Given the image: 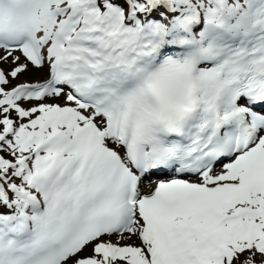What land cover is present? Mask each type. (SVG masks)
<instances>
[{"label":"snow or ice","instance_id":"6c2138e0","mask_svg":"<svg viewBox=\"0 0 264 264\" xmlns=\"http://www.w3.org/2000/svg\"><path fill=\"white\" fill-rule=\"evenodd\" d=\"M0 264H264V0H0Z\"/></svg>","mask_w":264,"mask_h":264},{"label":"bare ground","instance_id":"6f19581e","mask_svg":"<svg viewBox=\"0 0 264 264\" xmlns=\"http://www.w3.org/2000/svg\"><path fill=\"white\" fill-rule=\"evenodd\" d=\"M5 67H7V65H5ZM24 76H22L21 78H23ZM25 78H33V76H32V74H28V75H26V77Z\"/></svg>","mask_w":264,"mask_h":264},{"label":"rangeland","instance_id":"374dc122","mask_svg":"<svg viewBox=\"0 0 264 264\" xmlns=\"http://www.w3.org/2000/svg\"><path fill=\"white\" fill-rule=\"evenodd\" d=\"M26 76H24L23 78H20L21 80H24V79H31V78H25Z\"/></svg>","mask_w":264,"mask_h":264}]
</instances>
